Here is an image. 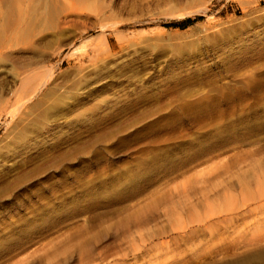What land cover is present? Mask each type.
<instances>
[{"label":"rangeland","instance_id":"1","mask_svg":"<svg viewBox=\"0 0 264 264\" xmlns=\"http://www.w3.org/2000/svg\"><path fill=\"white\" fill-rule=\"evenodd\" d=\"M263 171L264 0H0V264H264Z\"/></svg>","mask_w":264,"mask_h":264},{"label":"bare ground","instance_id":"2","mask_svg":"<svg viewBox=\"0 0 264 264\" xmlns=\"http://www.w3.org/2000/svg\"><path fill=\"white\" fill-rule=\"evenodd\" d=\"M264 172V171H263ZM261 172V173H263ZM261 176V174H260ZM253 179V181H252ZM255 179V180H254ZM251 181L248 182V181ZM247 183L250 184V187H249V184L247 185V189L245 187H243V190L244 191H247V192H243L241 191L240 189H242V187L239 188L240 191H238V193H236L235 195H237L238 197L240 196V198L238 199L239 202H238V205L237 206H241L243 211H241V215H246V217H248L252 224H255L257 221H264V173L262 175V177L260 179L258 178H251L250 180V176H249V179H247ZM254 184V185H253ZM253 185V186H252ZM252 186V187H251ZM249 187V188H248ZM245 188V189H244ZM232 201H235V200H232ZM231 201V202H232ZM237 201H235L236 203ZM234 203V202H232ZM237 204V203H236ZM235 206V204H234ZM233 205H231V208L230 210L232 211V208ZM239 208V207H238ZM237 209V208H236ZM212 210V209H211ZM235 210V209H234ZM217 211V210H216ZM240 211V210H239ZM230 212V211H228ZM217 213V212H216ZM237 213V212H236ZM215 214V213H213ZM232 214V213H231ZM240 214V213H239ZM207 215V214H206ZM217 215V214H216ZM216 215H213V216H216ZM211 215H208V217L210 218ZM206 217V216H205ZM204 217V219H205ZM245 217V216H244ZM215 218V217H214ZM234 218V217H233ZM208 219V218H207ZM217 219V218H215ZM223 219H225V217L223 216ZM203 220V219H202ZM202 220L201 222L199 223H202ZM213 220V219H212ZM219 220V219H218ZM197 221V220H196ZM216 221V220H214ZM224 221V220H223ZM226 224L228 223H232V218L231 217H228L227 215V219H225L224 221ZM204 223H206L205 225H203ZM202 225L204 226V228L208 231V236H209V240L212 239V237L215 235V231L213 232V228L212 225L213 223L215 222H204ZM197 224V223H196ZM215 225V224H214ZM213 225V226H214ZM231 226V225H230ZM181 228V227H179ZM183 228V227H182ZM256 229V228H255ZM128 230V229H127ZM190 231V230H189ZM200 231V229H199ZM124 234V233H123ZM124 236V235H123ZM203 239V238H202ZM201 238H197V243L201 242L202 240ZM208 240V241H209ZM259 240V239H258ZM193 244V243H192ZM135 247V246H134ZM261 255V254H259ZM116 256V255H115ZM202 260V259H201Z\"/></svg>","mask_w":264,"mask_h":264},{"label":"trees","instance_id":"3","mask_svg":"<svg viewBox=\"0 0 264 264\" xmlns=\"http://www.w3.org/2000/svg\"><path fill=\"white\" fill-rule=\"evenodd\" d=\"M199 17H196L195 19H198ZM194 19H190V18H186L184 19L183 21L181 22H171L169 24H167L168 26L172 25V26H180V25H183V24H188V23H191L193 22Z\"/></svg>","mask_w":264,"mask_h":264}]
</instances>
